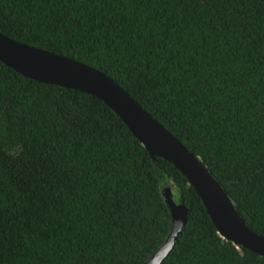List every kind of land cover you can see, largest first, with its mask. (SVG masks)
Instances as JSON below:
<instances>
[{"label":"trees","instance_id":"1","mask_svg":"<svg viewBox=\"0 0 264 264\" xmlns=\"http://www.w3.org/2000/svg\"><path fill=\"white\" fill-rule=\"evenodd\" d=\"M0 32L102 71L200 157L264 236V0H0ZM264 264L98 98L0 61V264Z\"/></svg>","mask_w":264,"mask_h":264},{"label":"water","instance_id":"2","mask_svg":"<svg viewBox=\"0 0 264 264\" xmlns=\"http://www.w3.org/2000/svg\"><path fill=\"white\" fill-rule=\"evenodd\" d=\"M0 61L27 78L90 94L104 102L155 160L161 158L170 162L185 176L224 240L232 242L239 249H248L264 256V236L248 227L227 192L200 157L111 77L69 57L18 42L1 32ZM163 193L172 216L171 233L165 244L144 264H162L173 251L188 220V208L174 201L171 189L167 187Z\"/></svg>","mask_w":264,"mask_h":264}]
</instances>
